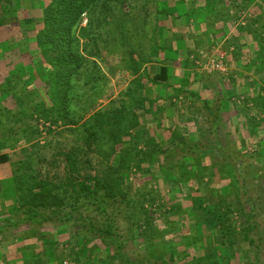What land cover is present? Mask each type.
Returning a JSON list of instances; mask_svg holds the SVG:
<instances>
[{
  "label": "rangeland",
  "instance_id": "obj_1",
  "mask_svg": "<svg viewBox=\"0 0 264 264\" xmlns=\"http://www.w3.org/2000/svg\"><path fill=\"white\" fill-rule=\"evenodd\" d=\"M49 1L9 0L16 18H33L36 29L41 27L39 17L42 8ZM165 1L164 6L163 1L155 5V0H125L122 6L116 5L121 10L107 18L108 24L94 27L98 32L89 34L98 45L93 46L91 40L81 41L80 48L83 49L85 57L96 56L92 59L98 64L100 76L91 84V76L95 73L92 66L87 65L83 77L76 79L74 94L83 92L84 96L78 100L72 98L73 101L68 107L71 118L79 117L75 124H65L63 121L56 124L47 122L31 108L29 110V106L34 103L41 102L46 107L51 104L46 94V80L36 79L33 76L34 70L32 75V69L29 70L30 77H26L25 81L22 79L27 73L25 66L32 64L31 58L19 50L17 40L22 35L18 28L8 29L10 20H1L0 87L4 85L8 89H24L18 94L19 102L11 95L0 94V124L6 127L0 128V153L6 152L12 159L9 167L17 182L16 200L12 202L14 220L29 226L37 225L28 222L30 203L28 205L27 187L31 182L19 177L28 175L35 176L38 181L58 182L63 178L64 154L68 151L78 150V165L85 173L99 179H104L107 175L112 182H119L118 177H121L123 181L119 186L120 190L115 194L114 199L117 200L112 204L124 208L117 215L121 248L117 250L107 239L102 238L101 241L100 235L87 228H84L85 235H70V230L62 227L60 231L66 237L62 236L61 241L64 242L60 243V247L51 248L49 252L44 248L46 258L49 259L51 253L57 264L60 261L62 264H206L208 262L200 259L204 253L202 245L205 243L207 246L206 253L211 246L207 235L205 236L208 229L184 212L194 210L195 203L200 198L216 208L230 206L234 211L232 218L236 222V229L242 227L241 224L249 228L245 234L240 231L232 238L235 243L234 250L237 249L239 253L234 256V252L220 248L217 262L264 264V0H253L257 14H250L251 19H247V22L244 20L246 24L255 21L243 27L248 28L247 32H241L243 35L238 32L234 43H219L223 45L224 52L227 51L222 65L228 70L223 72L211 67V63L221 59V53L210 52L218 44L217 38L212 37L211 41L203 43L196 38V32L191 33V39L188 37V41L179 44L183 47L176 49L181 50L180 53L171 54L173 58H162V53L171 52L169 49L172 38L166 37L169 33L166 26L171 21L169 17L172 8L169 4L174 1L181 3L183 0ZM233 8L232 6L231 10L237 20H243L239 9ZM158 10L166 11L169 16L157 13ZM119 13L126 15L123 23L118 18ZM248 13L250 12L247 11ZM212 22L215 23V20ZM86 25L87 17L84 16L80 26ZM138 25L141 31L135 33ZM207 27L211 29L214 25L210 22ZM75 35L80 36L78 28ZM175 37L173 36L175 41L180 39L179 36ZM199 41L200 47L197 50L195 44ZM227 45L233 46L234 52L230 54ZM254 46L257 47L256 52ZM30 47H35L33 39L30 40ZM199 50L202 51L201 54ZM151 51L155 54L150 60L153 61V67L158 64L169 66L170 75L184 80L185 86L189 81L199 79L205 88L201 93V96L205 95V100L198 98V93L191 92L185 86L174 89L173 100H158L161 103H157L154 113L152 111L157 116V125L162 124L166 109V114L172 116L181 115L183 111V115L191 120L190 127L184 130L186 136L180 135L179 127L172 128L176 122L181 123L180 116L176 122L171 121L169 130L173 129L170 133L174 138L171 142L167 141V144H164V137L161 136L156 137L154 144L147 131L140 127L145 123L144 116L148 114L145 109L148 98L140 97L141 88L136 86L141 79L148 80L149 72H145L148 69L146 67L143 69L144 74L134 77L131 71L132 61L133 58L138 59V55L148 56ZM150 63L144 62L143 65ZM179 68L183 73L176 75L175 69ZM149 71L151 73V68ZM8 75L12 76V84H7ZM26 91L31 94L29 103L27 99H23ZM195 94L197 98L194 97ZM211 96L219 101L212 104L209 99ZM187 101L191 104H186ZM203 101L208 103L203 105ZM22 102L28 109L20 110L15 107L16 103ZM88 103H93L92 108L85 111ZM97 111L108 126L124 123L127 125L128 122L137 124L129 134L113 135L106 130L103 133L98 132L91 141L90 149H86V132L82 124L85 121L92 123V120H88ZM231 112L234 118L230 123L224 114L230 117ZM207 116H215L214 128ZM218 117H222L221 120ZM14 118L18 119L20 126H14ZM192 122L197 129L193 135L188 136L187 133H191L189 130L195 128ZM35 128L37 132L34 133ZM19 131L23 134H19L20 138L17 140ZM206 149L211 151H205ZM222 152L226 154L225 157ZM236 163L237 169H234L232 166ZM250 207L254 211H249ZM110 210L111 207L107 209ZM39 211L44 212L41 209ZM87 214L92 218L95 229L105 227L104 215L96 208L91 207ZM147 214L152 215L154 220L148 223L149 235L146 241L142 238L143 231L147 230L144 222V215ZM41 225L50 227L51 230L55 228L51 223L39 224ZM74 226L71 231H76ZM30 233L35 234L31 231ZM40 234L38 237L46 241V247H52V232L46 231L42 237ZM144 241L145 244L148 243V249H144ZM34 264H44V260L39 259Z\"/></svg>",
  "mask_w": 264,
  "mask_h": 264
},
{
  "label": "trees",
  "instance_id": "obj_2",
  "mask_svg": "<svg viewBox=\"0 0 264 264\" xmlns=\"http://www.w3.org/2000/svg\"><path fill=\"white\" fill-rule=\"evenodd\" d=\"M124 1L125 0H50L49 3L42 8L39 17L41 27L36 29L33 18L17 19L11 2H9V0H0V23L1 20L4 21L5 19H9L11 24H9L7 28H18L22 35L21 38L17 40L19 50L21 53L28 55L33 64L29 63L25 66L27 68V73L22 79L25 81L26 77H30L29 70L32 69V75L34 70L35 75L33 76L36 79L46 80V94L51 104L46 107L41 102L34 103L32 106L30 105L31 107L29 106V110L31 108L33 112H36L47 122L55 124L58 121H63L65 124L77 123L79 117L71 118L70 116L72 115H69L70 109L68 108L73 101L72 98H77L76 100H78L84 96L83 92L74 94L77 86L75 83L76 79H81L83 77L82 74L87 65H91L95 73L91 76V84L96 82L98 75L100 76L98 64L92 59L96 56L90 55L92 58L85 57L83 49L80 48V43L82 40L86 39L91 40L93 46L98 45L97 41L92 39L89 34H91V32L92 34L97 33V27L102 24H108L107 18L111 17V14L114 12H119L121 10L120 8H116V5L117 7L122 6ZM161 1H163L162 3L165 6V0H155V5ZM157 13L169 16L166 11L158 10ZM118 15V18L122 19V23L123 19L126 21V15L120 13ZM84 16L87 17V25L85 27L80 26ZM91 27L93 28L91 29ZM77 28L80 31L79 37L75 35ZM138 28L139 25L135 28V33L141 31ZM32 32L34 34H32ZM143 34L144 32L142 30V35ZM31 39H33L35 43L33 49L30 47ZM153 55H155L154 51H151L148 56L143 57L138 55V59L133 58V68L131 69L133 74L139 70L144 62H151L150 64H153V61H150ZM128 58L131 59L130 56ZM157 66V68L156 66L153 67V65L150 66L151 73L153 69H156L155 73H152V76L148 79L152 82H166L169 79L168 67L163 64H158ZM6 81L7 84H12V76L8 75ZM88 82L89 81H87L86 84H88ZM4 87V85L0 87V94L11 95L19 102V98H17L18 94H21L20 91L24 89H15L13 87L8 89ZM30 95V91H26L23 97L24 100H28V103L31 102ZM23 104V102L19 104L16 103L15 107L20 110L25 108L28 109L27 106ZM88 104L89 106L85 111L92 108L93 103ZM2 109L4 108L2 107ZM29 113L31 114V112ZM154 118L157 119V116H154ZM91 120L92 123H87L85 121V123L82 124L86 132L84 137L86 149H90L91 141L96 134L103 133L105 130L108 134L113 135H118V133L129 134L130 130L137 124L128 122L127 125L124 123V125L113 124L108 126L106 125L105 119L102 120V115L99 111L91 115L88 121ZM15 125H21L18 119L14 120V126ZM104 125H106V127H104ZM0 128L6 129V127L1 124ZM8 130L12 132L11 129ZM35 131L37 132L36 128L34 129V133ZM21 133L23 134L21 131L17 133V140L20 138L19 134ZM203 152L205 151H202V153ZM223 155L224 157L226 156L224 153ZM77 157L78 150L68 151L64 154L65 164L63 178L59 179L58 182L50 180L38 181L35 176L28 175L19 177L22 180H27L28 183L31 182L27 187V193L29 195L28 205L30 203L28 206V222L33 224L36 223L37 225L41 223H51L55 225V228L65 227L70 230V235H77L80 233L85 235L84 228H87L97 233V235H100L101 241H103L102 238L107 239V241L114 244L116 249L119 250L122 241L121 231H119L117 225L119 222V217H117V215L121 213L124 208L113 206L112 204L117 200L114 198L115 194L120 190L119 186L123 182L122 178L118 177L119 182H112L107 178V175L104 179H99L94 175L87 174L83 171L82 167L78 165ZM8 160L9 156L6 153H0V164L6 163ZM232 167L237 169V163L233 164ZM13 181L17 184L14 178ZM242 189L244 190V188ZM196 203L194 210L191 212H184L187 213L189 217H193L196 223L206 225L208 229L205 236L207 235V240L210 241L211 246L208 247V252L206 253L207 246H205V243L202 245L204 253L200 260L208 262L206 264H219L216 258L220 248H225L228 252L231 251V253L234 252V256H236L239 251H237V249L234 250L233 245H235V243L232 241V238L234 234L240 231L245 234L249 228L241 224L242 227L236 229V222L232 218L234 211L228 205H226V207L221 206V208H216L209 205L207 200H203L202 198L197 199ZM91 207L96 208L101 215H104L105 227L103 229H95L93 227L91 222L92 218L87 214ZM110 207L111 210L107 211ZM40 209L44 210V212H40ZM250 210L254 211L253 207H250L249 211ZM243 215L244 214H242V217ZM153 220L154 218L152 215H144V222L146 223L147 230L143 231L144 235L142 240L147 241V236L149 235V232H147L148 223ZM245 220L244 222L247 224V219ZM78 222H82V224H77ZM73 224L77 225L74 226ZM72 226H74L76 231H71ZM143 246L144 249H148V243L145 244V241ZM38 260V257L34 255L31 256V264H34ZM62 263L63 262L60 261L58 264ZM137 264H141V262Z\"/></svg>",
  "mask_w": 264,
  "mask_h": 264
},
{
  "label": "crops",
  "instance_id": "obj_3",
  "mask_svg": "<svg viewBox=\"0 0 264 264\" xmlns=\"http://www.w3.org/2000/svg\"><path fill=\"white\" fill-rule=\"evenodd\" d=\"M174 2H171L169 4L170 7L172 8L170 10L171 16L169 17V19L171 18V21H170V24L166 26L169 29L168 30L169 33L166 31L168 33L166 34V37L167 39L172 38L170 49H169L171 52L168 51L165 54L162 53L163 59L167 57L173 58L171 54L180 53L181 50L179 51L176 50L177 48L178 49L183 48V47H180L179 44L182 45L184 41H188L187 40L188 37H190L191 39L192 38L191 33L196 32L195 34L198 35V37L196 38H199L203 43H205L206 41H211L212 37L213 39L215 37L217 38L218 42L217 41L216 42L218 43L217 44L218 46L217 45L216 47L213 46L210 52L212 51V53H215L217 51L218 54L221 53V55H223L221 59V63H223V61L225 60L224 58H226L225 54L227 53V51L225 53L223 49L224 48L223 45H220L219 43H223L224 41H231L234 43V41L236 40L237 33L238 32L244 33L245 31L247 32L248 28L243 29V27H245L249 23L253 24L255 22V21H252V22L250 21L249 23L246 24L247 22L246 20L249 18L251 19L250 16L252 15V13L253 15L257 14V12H255L256 7L253 5L255 4V1L253 0H183V2L181 1V3H177V2L174 3ZM232 6L234 8L239 9L238 10L239 13L242 14L244 17L243 20L242 19L239 21L237 20V16H235L233 11L231 10ZM247 11L250 13L247 14ZM212 20H215V23H213ZM210 22L211 24L214 25V27L211 29H208L207 25H209ZM198 28L203 29V31L198 32V30H200ZM243 33L241 34L243 35ZM246 35L248 37L249 36L251 37L249 33L248 34L246 33ZM173 36H176V37L179 36L180 39L175 41ZM243 38L245 39L246 36L244 35ZM199 45H200V41L198 44L197 43L195 44V47L197 50L200 47ZM209 47L211 46L209 45ZM227 47L228 45L226 46V48ZM229 47H228L229 49L228 52H230L231 54L232 52H234V47L233 46H229ZM185 50H188V48ZM254 50L256 52L257 47H255ZM199 52H200L199 54L202 53V51L200 50ZM150 66L151 64L143 65L142 69L134 73V77H137L140 74L141 75L144 74L143 73L145 70L144 68L146 67H148V69L146 68L147 71L145 70V72L146 73L149 72ZM155 69L152 70V73H155ZM224 69L225 71L228 70L225 67ZM168 70H169L168 71L169 79L166 82H163V81L152 82L150 79L148 80L141 79L138 82V85L136 86L137 88L139 87L141 88L140 97L148 98V102L145 108L147 109L148 114L144 116L143 119L145 123L141 124L140 127L147 131L148 136L151 137L150 141L153 142L154 144L156 143L155 141H157L156 139L157 136L164 137L163 138L164 144H167V141L168 142L173 141L172 139L174 137H172V134L170 132H173V129L175 127L180 128V131H181L180 135L186 136V133L184 130H187L190 127L191 120L183 115V111L181 115L177 114L175 116H172V114H169V113L166 114V112H168L166 110L168 109L165 110L164 116L162 117V124L157 125V123H155L156 119L154 118L152 111L154 113L156 111L157 103H161V102H158V100L159 101H162V100L165 101L168 99L173 100L172 98L175 92L174 89L179 88L180 86L182 87L185 86L184 80L175 79L173 78V75H170L171 69L169 66H168ZM175 70L176 71L174 73L176 75L179 73L180 74L183 73L181 68L175 69ZM207 72H209L208 69H207ZM207 72L205 74H208ZM152 73H149L148 77H151ZM186 74L188 75V72ZM105 75L108 76L107 74ZM128 82L126 83V85L128 84ZM185 87H187L188 90L190 89L191 92L198 93L200 95V97H198L195 94L196 96L194 97L196 98L198 97L203 100L206 99L204 94L203 96H201L202 95L201 93H203L202 91L205 89L204 84L202 83L201 80L196 79L195 81H189L187 83V86ZM211 94L213 95L214 93L211 92ZM102 97H105V96H102ZM209 99L211 100L210 102L212 104L219 101L213 98V96L209 97ZM207 103L208 101L207 102L205 101L203 105H206ZM186 104L189 105L191 103L187 101ZM224 115L226 117L225 119H228V122L231 123V121H233L232 118H234V115L232 112L230 114V117H228V115L226 114ZM179 116H180L181 123L176 122L177 120H179L178 118ZM218 118L221 120L222 117H218ZM208 119L212 121L211 125L214 128L215 124L213 123V121L215 119V116L208 117ZM171 121H175L176 125H173L172 128L173 127L174 128L173 129L171 128V130H169L170 129L169 123H171ZM230 123L228 125H230ZM192 125H194L193 122H192ZM194 127L192 126V128ZM196 129L197 128L195 127L194 129L189 130L191 131L192 134L188 132L187 133L188 136L193 135ZM212 133L214 134L215 131H212ZM176 136L178 137V135ZM153 137H155V139ZM205 151H211V150L206 149ZM3 153H6V152H3ZM10 162H12V159L9 156L8 162L0 164V264H31L32 255L38 257V259H41L42 261L44 260V264H57L55 260L53 261V258H52L53 255L51 253L49 254L50 256L49 259L46 258V255L44 254L46 253V251H44L45 250L44 248H46L47 252H49L51 248L60 247L61 245L60 243L64 242V241H61L62 236L66 237V234L61 233L60 231L61 227L53 228V230H51L50 227H44L43 225L29 226L27 223L22 224L20 223V221L14 220L15 214L13 213V210H12V202L16 200L15 194H16L17 187H16L15 182L13 181V175L9 167ZM30 231L35 232V234L31 235ZM46 231L52 232V237H53L52 247L51 245L50 246L48 245L46 247L45 245L46 241L41 240L40 237H38L39 233H41L40 236L42 237L43 235H45L43 233Z\"/></svg>",
  "mask_w": 264,
  "mask_h": 264
},
{
  "label": "built area",
  "instance_id": "obj_4",
  "mask_svg": "<svg viewBox=\"0 0 264 264\" xmlns=\"http://www.w3.org/2000/svg\"><path fill=\"white\" fill-rule=\"evenodd\" d=\"M220 58L222 59V55H220ZM221 59L219 61H216L215 63H211V67L213 70H217V71H220V72H223L225 71L222 63H221ZM64 264H67L66 262H64Z\"/></svg>",
  "mask_w": 264,
  "mask_h": 264
}]
</instances>
